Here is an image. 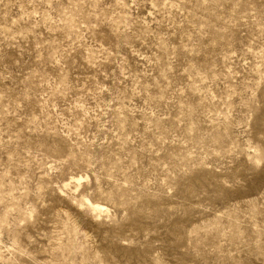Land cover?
I'll return each instance as SVG.
<instances>
[{
    "label": "rangeland",
    "instance_id": "rangeland-1",
    "mask_svg": "<svg viewBox=\"0 0 264 264\" xmlns=\"http://www.w3.org/2000/svg\"><path fill=\"white\" fill-rule=\"evenodd\" d=\"M0 264H264V0H0Z\"/></svg>",
    "mask_w": 264,
    "mask_h": 264
}]
</instances>
